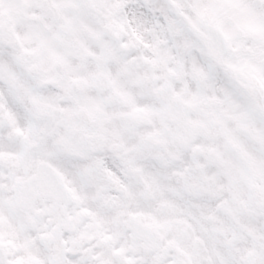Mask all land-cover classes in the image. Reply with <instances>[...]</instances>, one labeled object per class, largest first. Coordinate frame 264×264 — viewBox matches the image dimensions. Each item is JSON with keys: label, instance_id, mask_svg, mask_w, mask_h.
Listing matches in <instances>:
<instances>
[{"label": "snow or ice", "instance_id": "obj_1", "mask_svg": "<svg viewBox=\"0 0 264 264\" xmlns=\"http://www.w3.org/2000/svg\"><path fill=\"white\" fill-rule=\"evenodd\" d=\"M0 264H264V0H0Z\"/></svg>", "mask_w": 264, "mask_h": 264}]
</instances>
